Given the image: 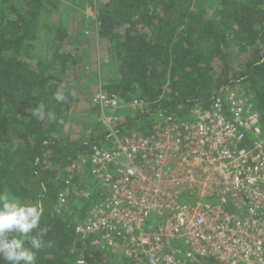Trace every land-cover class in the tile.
<instances>
[{"label":"trees","instance_id":"obj_1","mask_svg":"<svg viewBox=\"0 0 264 264\" xmlns=\"http://www.w3.org/2000/svg\"><path fill=\"white\" fill-rule=\"evenodd\" d=\"M71 3L82 13L80 32L62 18L54 25L43 23L51 8L42 0H0V191L44 203L41 226L48 231L36 264H77L79 259L106 264V256L80 240L74 228L95 198L82 199L85 213L70 206L57 211L58 174L107 135L92 100L85 115L91 125L88 139L72 137L66 128L78 101L72 78L79 59L64 44L65 38L79 40L87 33L85 6H93V29L105 43L96 69L98 88L127 103L142 101L124 113L120 134H147L155 112L186 116L194 106L210 104L225 87L251 93L264 126V0H215L210 7L203 0ZM41 31L49 36V54L37 60ZM106 63L114 67L102 80ZM59 87L64 102L53 99ZM40 102L43 120L31 115Z\"/></svg>","mask_w":264,"mask_h":264},{"label":"built area","instance_id":"obj_2","mask_svg":"<svg viewBox=\"0 0 264 264\" xmlns=\"http://www.w3.org/2000/svg\"><path fill=\"white\" fill-rule=\"evenodd\" d=\"M92 101L106 140L57 176L58 212L95 198L80 240L106 264H264V126L251 93L225 87L186 116L157 111L147 134L118 130L142 101L100 88Z\"/></svg>","mask_w":264,"mask_h":264},{"label":"rangeland","instance_id":"obj_3","mask_svg":"<svg viewBox=\"0 0 264 264\" xmlns=\"http://www.w3.org/2000/svg\"><path fill=\"white\" fill-rule=\"evenodd\" d=\"M207 6H211L215 0H203ZM45 6L50 7L51 10L49 12H44L42 16L43 23L54 25L58 22L59 18H62V21L69 25L72 30L78 29V24L81 22V10L78 7H75L71 0H42ZM85 14V18L87 19V23L85 24V32H87L83 36H79V40L72 38H65L64 46H66L67 50L73 51L74 55L79 59V66L77 71H75L73 75V86L74 89H78V101L74 104V107L70 111V118L66 124V128H69V132H71V136L75 138H87L89 134V126L87 123V119L85 117L86 113L90 109L91 100L95 91H97L99 87V82L95 81L97 76V68L99 66L100 56L102 55V50L105 46V43L97 40V35L95 30L93 29L92 19L94 17V9L93 6L87 5L82 10ZM210 11V10H209ZM80 28V27H79ZM80 32V30L78 29ZM52 35V33H51ZM49 36L44 31H41L39 37L36 41V51L35 58L45 59L49 54L47 50V42L49 41ZM46 56V57H45ZM114 65L112 64H104L101 69V75L105 80L106 74H109V71H112ZM101 76V77H102ZM87 81L86 85L84 81ZM101 113V110L99 109ZM85 133V134H84ZM88 139V138H87ZM84 201L81 198L71 197L67 204L64 206L66 208L71 209V211L77 210L80 214L85 211H81L84 208ZM87 205L89 203L87 202ZM77 213V212H75Z\"/></svg>","mask_w":264,"mask_h":264},{"label":"clouds","instance_id":"obj_4","mask_svg":"<svg viewBox=\"0 0 264 264\" xmlns=\"http://www.w3.org/2000/svg\"><path fill=\"white\" fill-rule=\"evenodd\" d=\"M53 99L66 101L62 87L53 93ZM31 115L43 120L45 104L38 103ZM44 211L42 200L26 202L0 191V264H36L37 253L46 246L44 237L48 229L41 226Z\"/></svg>","mask_w":264,"mask_h":264}]
</instances>
